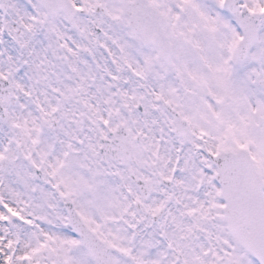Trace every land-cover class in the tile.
Instances as JSON below:
<instances>
[{
	"label": "snow or ice",
	"instance_id": "snow-or-ice-1",
	"mask_svg": "<svg viewBox=\"0 0 264 264\" xmlns=\"http://www.w3.org/2000/svg\"><path fill=\"white\" fill-rule=\"evenodd\" d=\"M0 264H264V0H0Z\"/></svg>",
	"mask_w": 264,
	"mask_h": 264
}]
</instances>
